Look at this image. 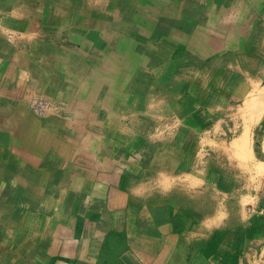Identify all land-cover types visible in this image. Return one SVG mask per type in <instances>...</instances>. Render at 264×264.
I'll return each mask as SVG.
<instances>
[{
	"label": "crops",
	"instance_id": "0c3cea01",
	"mask_svg": "<svg viewBox=\"0 0 264 264\" xmlns=\"http://www.w3.org/2000/svg\"><path fill=\"white\" fill-rule=\"evenodd\" d=\"M256 2L0 0V236L3 204L47 205L37 209L41 243L22 231L0 243V264L5 250L11 262L26 251L65 253L64 264L256 261L264 234L241 213L257 203L264 117L256 103L213 94L245 91L242 54L248 71L264 72ZM243 9L227 27L212 17ZM206 53L228 55L220 75L233 88L210 84L220 65L189 62ZM72 236L81 239H59Z\"/></svg>",
	"mask_w": 264,
	"mask_h": 264
},
{
	"label": "rangeland",
	"instance_id": "374dc122",
	"mask_svg": "<svg viewBox=\"0 0 264 264\" xmlns=\"http://www.w3.org/2000/svg\"><path fill=\"white\" fill-rule=\"evenodd\" d=\"M241 2H242V0H241ZM252 2L255 3L256 0H252ZM256 3H258V0ZM244 11L245 10L243 9V12H236L237 15H236V13H234L233 15H229V13H228V14H223V15L222 14L221 15L216 14L215 16H212V17H214V19L217 20L218 22H224L226 24L225 27H227L228 25H232V23H230V22H233V20L236 19V17L240 16L243 20V18L245 17V14L247 13ZM196 14L193 13L194 16ZM200 15L202 17V14L199 13L198 16L195 18V20L201 21ZM225 27L221 28V31H224ZM214 32H216V31H214ZM258 48L262 49V51L264 52V46H258ZM209 55H210V53L203 54V58H198L196 60L195 59H192V60L189 59L190 60L189 62L194 63V62H198L201 59H204L206 61H210V62H207L206 64H204V69L208 73H209V68H208L209 65H211L213 67H217L220 65L218 67L217 72H216V70L212 71V73L214 72L216 74L209 77L210 84H213V86L214 85L219 86V84L222 83L221 85H224L225 89L233 88L232 86H228L227 82L225 83L224 77L222 75H220V74H223V72L225 71L226 63L230 62L228 55H226V57H224V58H226V60H222L219 58L218 59L209 58L210 57ZM208 58H209V60H207ZM212 59H214V60L212 61ZM239 59H240L241 66H242V73L244 72L246 77H241L240 81L237 84L242 85V86L246 85L245 91L241 92L240 95H236V96L232 95L233 91H226L224 93L216 92L213 94L215 95V97L218 100H221L223 96H227L229 94L230 99L232 96H234V98H232L231 100L242 101V102L243 101L244 102H252V104L254 106H256V105L259 106L257 109V112H259L258 110H260L261 116L264 117V114H262L264 112V72L263 71L261 72V74H262L261 76L260 75L256 76L254 71L250 72V71H248L247 68H245L246 65L248 66V63L251 64L253 61L249 60L248 56H246L245 54H242ZM255 63H256V61H255ZM222 64H224L223 68H222ZM199 71H200V69L198 70V72ZM248 73L250 74V76ZM203 79H204V77H203ZM229 79H231L232 85H234V83L237 80V78H234V79L229 78ZM252 80H256V84L258 85V86H256V88H257L256 93H253V92L247 93L246 89H247V87H250V85L253 84ZM205 85L207 86V84H205ZM254 103H256V105ZM44 104H46V106H47V103H44ZM47 108L48 107H46L45 109H47ZM49 108H51V106ZM33 110H34V112H37L39 115L42 112V111L36 110L35 107L33 108ZM129 111L130 110H124L122 112V114L126 115ZM113 112H116V110H113ZM61 113L62 112L59 113L60 116L61 115L67 116V113H62V114ZM34 115H36V114H34ZM212 115L217 116V114H212ZM261 116H259V117H261ZM255 145H256V152H257L258 160L264 161V153L261 150L262 141H260L259 138L256 139ZM256 175H257V178H256L257 183H256L255 187L253 186V188H250V189L252 191L257 192V199H256L257 203L251 202V203H248L246 206H243V211L241 213V216L245 217L243 220L250 218V221L252 224H254V223H255V225L257 224L258 234L259 233L264 234V229L261 227V223L264 225V165H262V164L258 165ZM251 186H252V184H251ZM4 198L9 199V197L6 195L4 196ZM30 207L31 206H27L24 204H17V205H4L3 204V206L1 207V212H3V213L5 212L4 216L6 217V220L7 219L9 220V223H7V222L5 223L6 224V228H5L6 230H3L2 235L0 236L1 245L5 244L6 242H9V241H13V240L15 241V239L18 238V236L22 233V231H26L28 233L27 234V236H28L27 240L31 244L38 246L39 243H41V238L38 237V235H37L38 230L35 226V222L40 219V213L42 211L38 212L37 209L44 211V210H46L47 205H37V206L34 205V206H32L33 207L32 211H31ZM48 207L51 208L50 212L49 213L47 212V215L49 218L51 213L57 210L58 206L57 205H49ZM63 211H64V213H63L64 215H71V213H69L70 212L69 205H65ZM13 215H16V219H12ZM8 225H10V227H14V229L7 230ZM19 230L21 232H19ZM248 231L249 230L242 231L241 235L243 234V237L245 235L247 236L248 234H246V232H248ZM6 232H9L10 236L6 235L5 234ZM14 233L16 235H14ZM59 239H60L62 244L66 245L67 243H70L75 239L77 240V242H79V240L81 238H80V236H77V237L72 236V237H68V238L67 237H60ZM3 248L6 249L5 247H3ZM13 248H14V252L11 254L12 259H14L15 246ZM41 248H43V247H41ZM263 249H264V244L263 245L259 244L257 246V253H255L256 258H254V260H256V261L253 262L252 264H264V250ZM11 251H13V250H11ZM33 252L34 251H31V252L26 251L24 253V255L22 257H20V259L18 258L17 262H15V261L11 262V260L8 258L7 252L5 250V254H3V252H1V255H5L7 257V259L2 260L1 264H52V261H55L54 264H56V261H58V260H60V262L63 264L66 263V261L70 262V260L65 258V253H63V254L59 253L56 256H48L46 251H40V253L39 252L33 253ZM34 254H37V255L35 257H32V255H34ZM244 263L249 264V261L246 260Z\"/></svg>",
	"mask_w": 264,
	"mask_h": 264
},
{
	"label": "built area",
	"instance_id": "2783aa9c",
	"mask_svg": "<svg viewBox=\"0 0 264 264\" xmlns=\"http://www.w3.org/2000/svg\"><path fill=\"white\" fill-rule=\"evenodd\" d=\"M36 108V110H38V111H42V110H44L47 106H46V104H43V103H39V104H37V106H35Z\"/></svg>",
	"mask_w": 264,
	"mask_h": 264
},
{
	"label": "bare ground",
	"instance_id": "6f19581e",
	"mask_svg": "<svg viewBox=\"0 0 264 264\" xmlns=\"http://www.w3.org/2000/svg\"><path fill=\"white\" fill-rule=\"evenodd\" d=\"M207 37V36H206ZM127 77V76H126ZM100 83V82H99ZM21 148V147H20ZM36 226V225H35ZM20 237V236H19ZM41 238V237H40ZM169 242V241H168ZM20 243V242H19ZM35 247H36V245H35ZM5 250V249H4ZM5 256V255H4ZM10 259V258H9ZM18 259V258H17Z\"/></svg>",
	"mask_w": 264,
	"mask_h": 264
}]
</instances>
